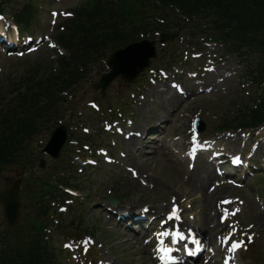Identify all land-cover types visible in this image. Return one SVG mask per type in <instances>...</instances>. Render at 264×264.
<instances>
[{
    "label": "rangeland",
    "instance_id": "rangeland-1",
    "mask_svg": "<svg viewBox=\"0 0 264 264\" xmlns=\"http://www.w3.org/2000/svg\"><path fill=\"white\" fill-rule=\"evenodd\" d=\"M47 3V6H50L54 3V0H45ZM77 3L75 0H64L59 8L67 9L70 6H74ZM56 7V6H51ZM43 22V29L47 28V22L49 20V17L47 15V12L44 11L42 17ZM49 30V28H47ZM42 58L44 62V66H40L37 62L38 59ZM54 52L48 51L45 48L41 50L39 53L32 54L30 56L22 58L20 61L17 59H3L0 58V64L2 65V72H0V87L2 88L3 92L9 93L10 87L7 86L8 82H16L18 78H20L23 73L26 70V67L32 66V65H39L42 67V69L47 68V65L50 63H53L54 61ZM237 58L229 57L228 62L233 63ZM41 69V71H42ZM41 71L39 74H41ZM90 81L83 83L80 87V91L82 93V96L85 98H90L93 95V92L91 91L89 87ZM123 89L124 85L120 82H116L113 87L110 89L109 93H114L116 89ZM144 91L148 94L145 96L144 102L140 101V106L137 108L139 112H142V108L144 105H146L145 110L148 112H160L161 110H164L160 106L159 100L155 97V94L153 91H150L148 89H144ZM98 94V93H97ZM96 95V94H95ZM166 98V96H163ZM215 107V112H216ZM200 108L198 106H193L189 111V116H191L195 111H198ZM78 113L81 115L78 116V119L81 120L83 115L86 116L85 110L88 111L87 108H83V105L81 103H78L77 106ZM181 113H177V115H180ZM87 119L92 121L94 120L93 116L88 117ZM137 120L139 118L137 117ZM182 125V120L175 123L174 129L170 132L172 136L171 138H174L176 134H178V129ZM95 126V125H94ZM187 128V125L184 126L183 130ZM169 133V134H170ZM169 136V135H168ZM119 148H122V145L119 146ZM160 161L154 162V163H146L144 159H142L139 156H132L129 159L128 164L135 167L137 170L143 169L141 171V174L146 175L145 178H148V181H151L153 184V187H143L139 184L137 180H134L133 178L129 177L128 174H126L125 177L121 176L115 172L116 169L120 170L118 167L109 166V165H103L97 168H94L87 172L86 180L83 184L84 192L89 193L90 195L91 191L93 192H104L108 188L112 186V184L117 183L118 181L116 178H119L118 186L121 188V186H124L125 189L133 188L134 191H130L128 193V196L131 198L129 199V203L131 205H150L152 208H159L163 204V200H154V196L149 194L148 192H160V193H172L176 195V190H179V192H182L183 187H185V183L182 182V175L178 174L176 171H173L172 168L166 164L162 158H159ZM49 162V161H48ZM139 167V168H138ZM121 171V170H120ZM91 176V177H90ZM116 180L115 183L113 180ZM164 184L166 188H162L161 185ZM143 189V190H142ZM184 190V189H183ZM148 191V192H147ZM167 196L163 197V199H166ZM154 200V201H153ZM197 206V205H196ZM119 207V206H118ZM256 213L258 216H260V212L257 209V205L255 204H249L248 206V212H246L244 220L246 219H252L254 218L251 216V213ZM1 215V213H0ZM84 223L88 225L89 227H95L96 229V240L103 243L102 253L108 255H112L115 258H118L119 261H121L123 264H132V260L130 258L129 253V246L130 243L127 241L128 235H125V233H129V231H122L118 228H114L113 226L108 225V221L102 217V215H99L96 212V209L93 211H89V214L84 216ZM264 236V232L262 233ZM261 241L264 243V237H262ZM111 256H108L110 258ZM69 264V263H68ZM71 264L73 262L71 261Z\"/></svg>",
    "mask_w": 264,
    "mask_h": 264
},
{
    "label": "snow or ice",
    "instance_id": "snow-or-ice-1",
    "mask_svg": "<svg viewBox=\"0 0 264 264\" xmlns=\"http://www.w3.org/2000/svg\"><path fill=\"white\" fill-rule=\"evenodd\" d=\"M72 14L73 13H71V12L59 13V15H64V16H71ZM57 15H58V13H56V12L52 13V17H53L52 23L53 24L56 23L55 17ZM0 19H3V17H0ZM51 46L55 47V45H51ZM174 87H178V86L174 85ZM209 91H210V89H209ZM92 107L93 108H97V105L92 104ZM129 123H131V121H129ZM106 127L110 128L111 126L110 125H106ZM85 131H88V129H85ZM136 135H139V133H136ZM121 154L123 155L124 153H121ZM192 155H193V158H194V153ZM235 162H239V158L238 157L236 158ZM92 163H95V161H93ZM189 167L191 168V167H193V165L190 164ZM130 171H132V174L134 176L138 175L135 172V170L130 169ZM145 183H146V181H145ZM232 203H233V201L230 200V199L222 200V201L219 202L217 207H220L221 204H223V205H231ZM238 203L242 204L243 201H238ZM142 211L144 213H147L149 211V209L147 207H145V208L142 209ZM180 211L181 210H180L179 206L176 204L175 197H173L172 198L171 211L167 214L166 218H161V220H160V228L164 229V226L167 225L169 221H180L182 219V217L180 215ZM240 211H241V209L239 207H236L235 209H233L231 211L230 214L233 217H235ZM228 215H229V212H228L227 208H225L223 215L220 217L221 223H224L228 219ZM154 219H155V217H154ZM227 227H228L229 231H228L227 236L224 237L222 243H225V244L230 243L231 247L228 248V252L229 253H235V251L237 249L245 247V245H244V243L242 241L233 240V237H234L235 232H236V225L235 224H229ZM248 227H249V229H251L253 226L249 225ZM154 235L159 239V245H161L160 247H158L156 249L157 252L162 253V255H160L158 257V259L161 260V261L168 260V261L175 262L176 261V257L174 255H172V253L174 251H180L181 248H183L185 251H188V244L187 243L181 244V242L188 241L190 238H191V243L196 244V245L200 244V242L198 240H196L195 238L192 237V233H191L190 229L188 230V233L186 235L185 232H183V231H181L179 229V225L175 226V230H171V231L170 230H166V229L165 230H160V231H157L156 233H154ZM162 237H170L171 238L170 245H165L164 240L160 239ZM246 239H247V242L250 244V243L253 242L254 236L253 235H247ZM148 242L149 241H147V240L145 241V243H148ZM177 244H181V248H174L173 247V245H177ZM65 247H71V245H65ZM85 251H87V249H85ZM188 254L192 255L194 253L189 251ZM231 259H233V257L231 255H229L228 258L225 259L224 264H229V261Z\"/></svg>",
    "mask_w": 264,
    "mask_h": 264
},
{
    "label": "trees",
    "instance_id": "trees-1",
    "mask_svg": "<svg viewBox=\"0 0 264 264\" xmlns=\"http://www.w3.org/2000/svg\"><path fill=\"white\" fill-rule=\"evenodd\" d=\"M210 3L218 7V12L221 13L225 22L234 21L235 26L239 30L254 31L259 33V37H264V0H207ZM85 23L88 26L93 24L94 15L85 12ZM84 32H87L88 28H85L84 24H80ZM21 127L28 129L29 123L26 120L21 121ZM31 130L26 134L30 136ZM34 132V131H33ZM6 149L11 154L20 152L23 149V142L19 140L17 142L6 144L0 147V156Z\"/></svg>",
    "mask_w": 264,
    "mask_h": 264
},
{
    "label": "bare ground",
    "instance_id": "bare-ground-1",
    "mask_svg": "<svg viewBox=\"0 0 264 264\" xmlns=\"http://www.w3.org/2000/svg\"><path fill=\"white\" fill-rule=\"evenodd\" d=\"M169 102H171V101H168V103ZM153 159V158H152ZM148 160H149V158H148ZM153 161H155V159H153ZM207 171H208V175H207V178H211L212 177V175H211V171H210V169H209V167L207 166ZM208 199H210V197H207Z\"/></svg>",
    "mask_w": 264,
    "mask_h": 264
}]
</instances>
